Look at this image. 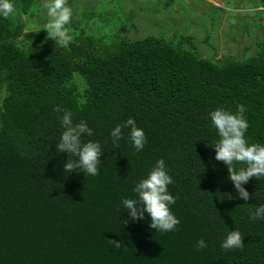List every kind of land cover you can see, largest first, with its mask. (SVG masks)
Here are the masks:
<instances>
[{
	"label": "trees",
	"instance_id": "obj_1",
	"mask_svg": "<svg viewBox=\"0 0 264 264\" xmlns=\"http://www.w3.org/2000/svg\"><path fill=\"white\" fill-rule=\"evenodd\" d=\"M13 3L15 14L0 17V264H264V220L249 218L264 204V177L250 178L249 199L238 198L214 158L209 118L243 104L246 139L264 144V41L245 58L215 59L187 34L128 39L120 28L107 40L83 26L90 10L73 14V39L60 47L42 27L26 31L39 0ZM58 106L94 130L85 139L101 144L98 175L64 173ZM128 117L147 138L140 152L127 130L115 146L110 137ZM161 158L180 221L163 233L147 214L131 221L120 204ZM231 230L243 248H221Z\"/></svg>",
	"mask_w": 264,
	"mask_h": 264
},
{
	"label": "clouds",
	"instance_id": "obj_2",
	"mask_svg": "<svg viewBox=\"0 0 264 264\" xmlns=\"http://www.w3.org/2000/svg\"><path fill=\"white\" fill-rule=\"evenodd\" d=\"M42 8L45 10L46 22L41 29L46 30L47 38L53 40L55 45L66 47L73 39L67 27L73 17V10L68 5V0H45ZM15 12L13 0H0V17L7 19ZM55 111H63L60 117L63 130L55 147L59 153L68 156L63 163L64 173L70 174L79 169L84 175H98L100 157L103 153L101 144L93 139H85L92 137L94 130L83 120L74 123L70 111L62 110L59 106ZM244 113L245 106L238 104L235 112L217 107L209 113V118L218 137L212 145L215 149L214 158L226 165L228 179L232 182L238 198L247 201L249 192L243 185L250 178L264 177V144L249 143L246 139L249 122ZM125 130H127L126 139L135 151H142L147 138L144 130L137 126L133 117H128L111 129L110 137L114 146L125 137ZM172 183L173 179L166 169L164 160L158 159L146 175L136 182L132 190L134 196L123 197L120 204L124 210H127L131 221L143 220L147 214L150 217V228L162 233L174 231L180 221L171 211V206L176 202V197L168 190V186ZM249 218L255 221L264 220V204L250 211ZM242 241V234L237 230H231L225 235L220 246L225 250L241 249L244 246ZM111 243L115 247H120L119 241L111 240ZM206 247L204 239L196 241L198 250Z\"/></svg>",
	"mask_w": 264,
	"mask_h": 264
},
{
	"label": "rangeland",
	"instance_id": "obj_3",
	"mask_svg": "<svg viewBox=\"0 0 264 264\" xmlns=\"http://www.w3.org/2000/svg\"><path fill=\"white\" fill-rule=\"evenodd\" d=\"M39 1L42 8L45 0ZM168 1L68 0V5L73 14L92 10L83 26L107 40L120 28L128 39L149 34L163 33L167 38L175 33L187 34L192 35L200 56L215 59L228 55L245 58L255 54L264 41V5L260 0ZM79 16H74L76 22ZM29 19L32 25L29 22L27 32L41 28L46 22L45 10L42 8L38 17Z\"/></svg>",
	"mask_w": 264,
	"mask_h": 264
}]
</instances>
